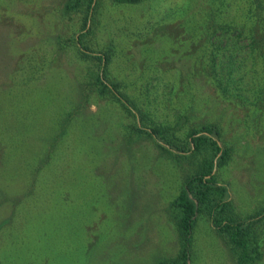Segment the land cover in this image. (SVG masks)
I'll use <instances>...</instances> for the list:
<instances>
[{
	"label": "rangeland",
	"instance_id": "1",
	"mask_svg": "<svg viewBox=\"0 0 264 264\" xmlns=\"http://www.w3.org/2000/svg\"><path fill=\"white\" fill-rule=\"evenodd\" d=\"M67 1L0 0V264H155L178 248L170 200L190 161L97 92ZM91 13L83 42L110 50L107 76L151 123L214 122L235 210L263 206L264 0H94ZM221 62L232 84H218ZM186 264H237L204 215Z\"/></svg>",
	"mask_w": 264,
	"mask_h": 264
},
{
	"label": "trees",
	"instance_id": "2",
	"mask_svg": "<svg viewBox=\"0 0 264 264\" xmlns=\"http://www.w3.org/2000/svg\"><path fill=\"white\" fill-rule=\"evenodd\" d=\"M64 8L67 13L76 10L80 13L81 22L74 39L82 55L97 61V70L91 77V83L95 85L97 92H107L125 111L134 116L135 121L129 125L130 130L136 134L151 136L156 145L176 161H190L188 172L183 177L177 193L170 200L178 248L174 255L158 259L155 264L187 263L191 229L197 215L207 217L215 231L226 242L237 264H254L261 257L264 246V205L247 215H241L235 210L228 198L226 183L220 182L213 170L214 166L226 163L230 157V147L218 143L217 125L214 122H203L188 127L181 135L168 125L151 123L145 113L135 107L128 95L120 89L119 83L107 76L105 68L110 50L106 48L96 52L83 42V38L92 28L91 12L94 0H69ZM221 29L225 31L226 26ZM234 57L231 54V61H234ZM216 58L217 52L212 59ZM235 69L236 66L222 63L217 68L218 84H232Z\"/></svg>",
	"mask_w": 264,
	"mask_h": 264
}]
</instances>
